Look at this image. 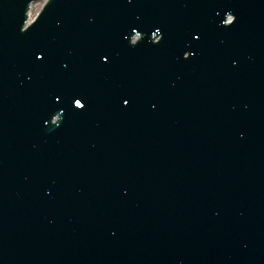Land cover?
Masks as SVG:
<instances>
[{
	"label": "water",
	"instance_id": "water-1",
	"mask_svg": "<svg viewBox=\"0 0 264 264\" xmlns=\"http://www.w3.org/2000/svg\"><path fill=\"white\" fill-rule=\"evenodd\" d=\"M7 1L0 0L4 11ZM46 1L31 6V21ZM228 4L53 2L42 24L52 22L65 47L50 52L55 36L42 39L46 45L38 54L19 47L8 67L0 68L7 76L0 80V121L9 130L0 126V264H38L46 253L54 257L60 230L82 231L86 208L105 194L113 195L115 216L124 221L147 223L144 209L158 215L175 205L183 218L167 221L176 228L164 233L165 246L173 248L170 255L193 252L188 264H205L209 245L224 251L229 264H264V123L254 119L257 112L264 119V40L238 46L247 31L235 39L224 26L239 27L240 19L252 18L244 10L236 18L224 12L220 20L219 7ZM152 28L165 36L160 46H147L146 39L130 46L134 35L151 38ZM213 29L224 40L230 37L233 48L224 59L206 62L205 52L219 51L208 37ZM192 51L189 66L184 55ZM32 101L41 127L56 116L58 126L66 125L46 145L17 151L9 140L11 131L20 130L13 111L32 116L26 107ZM220 161L223 169L214 165ZM243 162L248 172L238 173ZM246 187L253 196L247 200ZM142 198L153 205L137 206ZM238 202H249L254 217L247 207L234 208ZM90 241L88 236L85 242Z\"/></svg>",
	"mask_w": 264,
	"mask_h": 264
}]
</instances>
